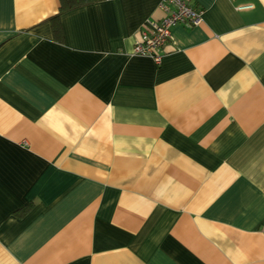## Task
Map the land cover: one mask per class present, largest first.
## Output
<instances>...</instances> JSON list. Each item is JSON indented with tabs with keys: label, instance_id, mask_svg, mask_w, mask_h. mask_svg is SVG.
<instances>
[{
	"label": "crops",
	"instance_id": "1",
	"mask_svg": "<svg viewBox=\"0 0 264 264\" xmlns=\"http://www.w3.org/2000/svg\"><path fill=\"white\" fill-rule=\"evenodd\" d=\"M160 2L0 0V264H264V0Z\"/></svg>",
	"mask_w": 264,
	"mask_h": 264
},
{
	"label": "built area",
	"instance_id": "2",
	"mask_svg": "<svg viewBox=\"0 0 264 264\" xmlns=\"http://www.w3.org/2000/svg\"><path fill=\"white\" fill-rule=\"evenodd\" d=\"M159 6L164 13L163 18L145 22L133 48L134 55L151 58L157 65L162 62L164 47L172 39L174 27L192 28L203 20V11L193 6L190 0H161ZM245 8L250 7H241Z\"/></svg>",
	"mask_w": 264,
	"mask_h": 264
},
{
	"label": "trees",
	"instance_id": "3",
	"mask_svg": "<svg viewBox=\"0 0 264 264\" xmlns=\"http://www.w3.org/2000/svg\"><path fill=\"white\" fill-rule=\"evenodd\" d=\"M59 1H60L59 12L57 13V15H55V17H53V20H54L53 33H54L55 39H57L58 41H62L63 32H62V27L59 21L61 15L71 10H74V9H77L83 6H87L90 4H94L102 0H59ZM31 208H32L31 204L26 206L23 210L20 211L19 214L21 215L19 216H22L23 214L27 213Z\"/></svg>",
	"mask_w": 264,
	"mask_h": 264
}]
</instances>
